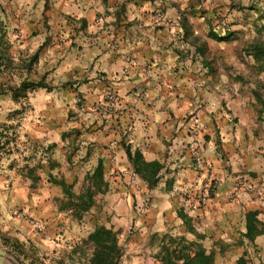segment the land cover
Here are the masks:
<instances>
[{
  "label": "crops",
  "instance_id": "1",
  "mask_svg": "<svg viewBox=\"0 0 264 264\" xmlns=\"http://www.w3.org/2000/svg\"><path fill=\"white\" fill-rule=\"evenodd\" d=\"M0 10L1 28L16 32L0 69L20 66L19 79L0 80V99L28 106L14 142L22 166L7 168L5 191L23 209L11 220L22 239L80 241L104 224L123 254L179 238L264 247V0H11ZM135 152L160 163L154 187L133 170ZM99 165L95 205L79 219L60 208L55 180L80 192ZM207 171L201 203L194 179ZM249 211L261 231L253 241Z\"/></svg>",
  "mask_w": 264,
  "mask_h": 264
},
{
  "label": "rangeland",
  "instance_id": "2",
  "mask_svg": "<svg viewBox=\"0 0 264 264\" xmlns=\"http://www.w3.org/2000/svg\"><path fill=\"white\" fill-rule=\"evenodd\" d=\"M10 2L11 0H0V9L5 5H9ZM3 31L1 47L6 48V50L8 49V52H10V55L12 56L11 53L13 50L11 49V46L16 43V40L12 35L9 36V34H16V32L10 27V25H6V28L2 29V32ZM28 57L29 56H27L26 59ZM16 62L20 63L21 61L16 60ZM22 63H24V61H22ZM1 69L0 80L19 79L20 66L18 64L13 67H4ZM26 107H28L27 104H21L17 110H9L11 109V101L8 98L0 99V130H6L10 141V144L5 146L0 154V264H20L15 255L8 252L10 245L6 244L7 242H3L2 235L20 239L24 245L23 252L25 254H21L20 259H22L25 264H58L62 259L67 260L69 251L75 243L79 242V240L76 241L75 239L62 236L57 238L58 240L56 244L50 243V245L46 244L45 246H40L28 238L22 239L19 236L20 230L16 228L15 224H12L11 220L14 216L23 217L24 214L23 216L14 214V210L23 212V209L9 204L10 202L6 196L7 193H5V191H9L14 185L11 184V181L7 176V168L15 166L16 169H19L22 166L21 155H19L22 145L21 143L15 145L14 142L16 139L20 141V138L17 137L19 136L18 131L21 130L23 121L20 120L19 117L21 118V113ZM5 179H7V181L3 182ZM80 187V184H74L76 191H78ZM135 189L140 190V186L138 185ZM100 203L101 205L106 206V201L103 200V198H100ZM106 215L107 211L104 212L102 219L100 218V220L106 218ZM85 219L91 221L92 216L88 214ZM238 239L239 236L236 238H230L228 240L229 242L226 243H222L220 240H215L216 243H207V245L212 246V249L216 253V261L221 262L222 264H235L236 258L243 252H245L250 264H264L263 246L250 243H239ZM133 244L134 247L131 251L126 254L124 253L120 257L119 264H160L157 259V253L160 250L159 243H146L147 247L140 246L141 243Z\"/></svg>",
  "mask_w": 264,
  "mask_h": 264
},
{
  "label": "trees",
  "instance_id": "3",
  "mask_svg": "<svg viewBox=\"0 0 264 264\" xmlns=\"http://www.w3.org/2000/svg\"><path fill=\"white\" fill-rule=\"evenodd\" d=\"M2 28L0 23V64L2 60L11 62L7 57L6 48H2ZM9 56V55H8ZM1 72V71H0ZM22 87L30 89L37 87H45V83L26 82L21 84ZM10 90L16 91L18 88L10 86ZM6 130H0V154L10 141ZM133 170L148 183V187L152 188L157 184L158 171L161 167L157 161H144L138 152L133 156ZM101 166H97L91 174L87 175L88 183L84 189L77 192L73 189V184H67L63 180H55L62 188L63 197L59 199V207L71 210L72 215L81 218L84 212H87L95 205L94 196L97 192L102 191V186L106 183L102 179ZM258 220L254 211H249L245 215V232L244 237L253 241L254 237L261 231L257 226ZM3 242L10 245L8 252L15 255L20 264H25L20 255L24 254V245L17 239L2 235ZM174 240V239H172ZM162 243L157 253V259L160 264H222L216 261V253L213 249L207 250L201 243L185 242L179 238L177 243ZM4 243V244H5ZM3 250V249H1ZM123 254V246L119 243L118 231L104 224L96 225L85 238L75 243L69 251L67 260H60L58 264H119V259ZM25 255V254H24ZM235 264H249L242 253L235 260Z\"/></svg>",
  "mask_w": 264,
  "mask_h": 264
},
{
  "label": "built area",
  "instance_id": "4",
  "mask_svg": "<svg viewBox=\"0 0 264 264\" xmlns=\"http://www.w3.org/2000/svg\"><path fill=\"white\" fill-rule=\"evenodd\" d=\"M159 17H160V14H156L155 15L156 19H158ZM135 93H136L137 96L141 95V92L138 91V90L135 91ZM106 99H107V101H114V100H116V96H115V94L113 92H108L106 94ZM77 101H81V99L77 98ZM193 154L196 156L197 155V151L194 150ZM212 179H213V174L210 171H207V173L205 174V181L206 182L204 181L203 178L201 179L199 175L194 179L195 180V185L194 186L199 191V201L201 203H205L206 200H207V192H206L207 188H206L205 184L210 183L212 181ZM131 182L133 183L135 188L139 185L138 181L134 177L131 178ZM247 187L250 188L251 185L247 184ZM14 214H16L18 216H23V212L19 211V210H14ZM31 224H32V226H33L35 231H37V232H41L42 231L43 225L41 223L32 220Z\"/></svg>",
  "mask_w": 264,
  "mask_h": 264
}]
</instances>
